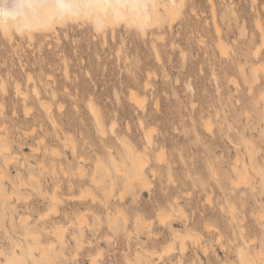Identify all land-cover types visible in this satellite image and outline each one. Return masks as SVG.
I'll list each match as a JSON object with an SVG mask.
<instances>
[{
  "label": "rangeland",
  "instance_id": "1",
  "mask_svg": "<svg viewBox=\"0 0 264 264\" xmlns=\"http://www.w3.org/2000/svg\"><path fill=\"white\" fill-rule=\"evenodd\" d=\"M181 1L0 30V264H264V0Z\"/></svg>",
  "mask_w": 264,
  "mask_h": 264
},
{
  "label": "clouds",
  "instance_id": "2",
  "mask_svg": "<svg viewBox=\"0 0 264 264\" xmlns=\"http://www.w3.org/2000/svg\"><path fill=\"white\" fill-rule=\"evenodd\" d=\"M148 9V0H0V27L16 22L21 29H47L82 19L99 24Z\"/></svg>",
  "mask_w": 264,
  "mask_h": 264
},
{
  "label": "bare ground",
  "instance_id": "3",
  "mask_svg": "<svg viewBox=\"0 0 264 264\" xmlns=\"http://www.w3.org/2000/svg\"><path fill=\"white\" fill-rule=\"evenodd\" d=\"M183 1V0H182ZM181 1V2H182ZM164 2H166V4H168V5H170L171 6V8L173 9L172 10V13L173 14H176V10H177V6L179 5L178 3V0H148V3H149V9L146 11V12H141V13H137V15L135 16V17H132V16H129L127 19H125V18H121L119 21H112V20H105V21H102L101 23H99V24H97V23H95V22H93L94 23V25L97 27V29L99 28L100 29V31H101V28L103 29V27H105V26H108L109 27V25H115V24H119L120 22L121 23H124L125 25H126V27H129V26H135V27H137L138 29H139V31L141 30V32L143 33H145L146 31H147V28L149 27V26H151L152 25V27H153V22L154 21H157V22H159L161 19H162V10H161V5L164 3ZM180 4H182V3H180ZM180 7V6H179ZM164 10V9H163ZM212 11V10H211ZM165 12H169L167 9L165 10ZM164 12V13H165ZM171 12V11H170ZM168 15V14H167ZM165 16H166V14H165ZM167 17L168 16H166V19H167ZM172 17V16H171ZM170 18V17H169ZM168 18V19H169ZM164 20H165V18H163ZM82 20H86V19H82ZM164 20H162V21H164ZM162 21H160V22H162ZM86 22V21H85ZM87 22H89L88 20H87ZM159 22V23H160ZM260 22V21H259ZM159 23H158V25H159ZM163 23V22H162ZM58 24H62V23H58ZM57 24V25H58ZM57 25H55L54 27H51V28H47V29H35V28H31V29H29V28H23V29H21V28H19L18 26H17V24H16V22H9V24L7 25V26H5V27H0V30L5 34V35H7V36H11L12 34H13V32H17L19 35L21 34V35H28L29 37H30V39H32V37H34L36 34H40V33H42V32H51V31H54V30H56V26ZM116 25V26H117ZM121 25H123V24H121ZM127 25H129V26H127ZM216 25V24H215ZM61 26V25H60ZM95 27V28H96ZM115 27V26H114ZM117 27H121L120 26V24H119V26H117ZM217 27V26H216ZM106 28V27H105ZM98 29V30H99ZM108 29V28H107ZM112 29V28H111ZM103 30H105V29H103ZM57 31V30H56ZM55 31V32H56ZM113 31V30H112ZM106 32V31H105ZM104 32V33H105ZM220 32V31H219ZM114 33V32H113ZM218 34V33H217ZM144 35V34H143ZM219 35V34H218ZM224 45V44H223ZM255 71V70H254ZM257 72V71H256ZM257 74V73H256ZM256 77V76H255ZM5 84V83H4ZM3 84V85H4ZM17 88H18V86H17ZM34 88H37V87H34ZM3 89H5V85L3 86ZM38 89V88H37ZM37 93L39 92L38 90L36 91ZM19 93H21V92H19ZM22 95H24V94H22ZM21 95V96H22ZM132 96V95H131ZM25 97V96H24ZM133 97L135 98V97H137V96H134L133 95ZM137 99V98H136ZM136 99H135V103H137V105H138V103H140V99L138 100L139 102H137L136 101ZM142 101V100H141ZM43 104V103H42ZM44 105V104H43ZM46 106V105H45ZM45 106H42V107H45ZM264 106V105H263ZM95 113V112H94ZM96 116H95V119H96V122H97V124H98V127L100 128V130L102 131V133H104V130H103V125H102V121L100 120V117L98 116V114H95ZM205 124V123H204ZM208 124V123H207ZM209 125V124H208ZM211 126V125H210ZM213 126V125H212ZM208 127V126H207ZM210 128V127H209ZM210 130V129H209ZM1 137V136H0ZM4 137V136H3ZM149 137V136H148ZM147 137V138H148ZM3 138H1V141L3 142L4 140H2ZM149 139V138H148ZM151 142V139L148 141V144ZM1 144V147H0V149L2 150V151H8L9 149H8V144L6 145L5 143H0ZM123 144H124V142H123ZM151 144V143H150ZM126 147V146H125ZM126 150H127V153H128V155L130 156V158L133 160V165H134V167H133V165H132V167H133V170L130 172L129 170H128V172H127V170H126V172H127V174L129 175V176H127L128 178V181H130L131 183H134V182H136V181H140L141 182V184H142V181H145L144 180V178H143V174H142V172H141V170H143L144 169V167L143 166H145L144 164V159L143 158H141V157H138L136 154H135V152H134V150L130 147V146H127L126 147ZM128 156V157H129ZM9 158V157H8ZM129 158V159H130ZM11 158H9V160H10ZM128 159V158H127ZM249 159H251V165L253 164L252 163V156L249 158ZM146 161V160H145ZM132 162V161H131ZM237 162H238V160H237ZM236 163V162H235ZM131 164V163H130ZM247 165H246V163H245V167H246ZM249 166V165H248ZM143 168V169H142ZM242 168V167H241ZM251 169V168H250ZM117 170L118 171H120V172H122V171H124L125 172V170L124 169H122V168H120V166H118L117 167ZM249 171V170H248ZM247 171V172H248ZM83 172V170H82V168H79V174H81ZM109 170H108V174H109ZM124 172H122V173H124ZM125 172V173H126ZM135 172H136V174H135ZM83 174V173H82ZM135 174V175H134ZM240 178H237L238 180L236 181V182H234L233 180H232V182H234V184H235V186L237 185L238 186V184L241 182V181H239V180H242V182H243V184L245 183H247L248 184V175H247V173H240V175H238ZM147 178V177H146ZM2 179V178H1ZM147 181V180H146ZM131 185V184H130ZM240 185V184H239ZM242 185V184H241ZM127 186V185H126ZM125 186V187H126ZM133 186V185H132ZM245 186V185H244ZM234 187V186H233ZM125 191H126V189H124ZM208 197V196H207ZM262 217V216H261ZM165 218V217H164ZM262 219H264V218H262ZM144 225H146V224H144ZM146 226H148V225H146ZM57 230H60V229H57ZM64 231V230H63ZM54 234H55V232H54ZM56 236H57V238L60 240V238H61V240H62V238H63V234H62V231L61 232H57L56 233ZM178 237V236H177ZM176 237V238H177ZM198 240V239H197ZM198 242V241H197ZM196 242V243H197ZM182 244H184L183 243V241L181 242ZM195 243V244H196ZM53 245V244H52ZM185 245V244H184ZM184 245L182 246V247H184ZM196 245H200L199 244V242L196 244ZM200 247H201V245H200ZM169 248H171V246L169 247ZM173 248V247H172ZM185 248V247H184ZM44 249V248H43ZM205 249V248H204ZM170 250V249H169ZM172 250V249H171ZM181 251H183V250H181ZM184 251H185V249H184ZM260 251V250H259ZM42 252H43V250H42ZM55 252V251H54ZM45 252H43V254H44ZM257 253V252H256ZM161 254V253H160ZM248 254H246V253H244L243 251L241 252L240 251V255H239V257H240V260L242 261V264H254V262H253V259L251 258V257H249V256H247ZM257 255V254H256ZM258 255H259V253H258ZM261 255V254H260ZM262 256V255H261ZM4 254L2 255H0V258H3L4 259ZM152 257H153V255H152ZM6 258V257H5ZM19 264V263H18Z\"/></svg>",
  "mask_w": 264,
  "mask_h": 264
}]
</instances>
